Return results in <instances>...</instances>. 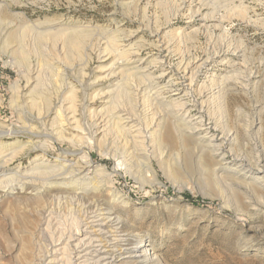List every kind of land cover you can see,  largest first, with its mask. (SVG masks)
I'll list each match as a JSON object with an SVG mask.
<instances>
[{
  "label": "rangeland",
  "instance_id": "rangeland-1",
  "mask_svg": "<svg viewBox=\"0 0 264 264\" xmlns=\"http://www.w3.org/2000/svg\"><path fill=\"white\" fill-rule=\"evenodd\" d=\"M181 2L0 0V125L6 127L0 128L12 130V136L0 135V158H5L7 153L16 154L7 164L10 166L9 175L16 170L25 175L23 180L10 181L9 185L6 181L0 182V264H32L41 244H46L48 239V234L44 236L45 232H40V229L50 211L54 212L59 226L65 228L66 222H71L76 212L95 205L111 213L118 234L128 245L146 244L147 261L143 264H264L263 191L253 187L254 191L244 192L231 184L230 176H216L208 153L200 157L193 141L182 138L166 123L163 127V146H158L153 137L147 138L143 145H127L129 147L118 139L117 142L114 133L103 139L92 114L102 111L105 96L93 97L115 89L113 86L118 74L102 79L106 71L97 69L111 61L92 59L83 70L79 60L67 53L64 41L58 39L55 41L57 46L53 47L52 35L39 42L35 38L39 31L49 30L54 34L56 30L68 29L72 33L88 27L91 38L88 46H91L101 39H110V28L118 27L124 35L131 34L129 45L135 47L154 39V34L144 26L156 20L163 33L170 32L169 40H174L179 32H185V38L180 39L176 49L181 53L186 51L196 55L222 40L240 46L241 52L233 57L240 66L233 74L225 65L209 72V77L214 75L215 79L228 78L216 82L214 87L223 89L226 110H222L218 100H214L208 102L207 108L203 107L202 111L195 105L191 113L202 112L204 124H209L210 131L214 132L213 125H217L218 134L221 130L230 133L234 138L231 149L239 159L264 161V28L251 23L247 25L239 14L242 9L227 4L203 9L202 14L209 17L204 28L201 17L190 23L183 17L175 16L176 6ZM243 2L246 3L243 5L246 18L255 20L259 15L264 16L259 0ZM233 6L238 7V4ZM52 24L58 25L49 26ZM24 26H28L29 36L22 46L26 50L34 47L38 52L34 50L36 53H30L26 60L34 65L36 61L38 64L42 62L38 66L44 68L52 63L48 61V56L54 50L61 61H58L59 79L46 71L47 67L43 69L47 73H43L42 82L51 88L46 92L53 107L49 111L39 95H35L39 99L32 98L35 104L31 102L30 88L27 91L24 89L25 68L17 69L19 54L12 53L17 49L15 37ZM4 40H8L7 46ZM146 53L147 50H143L138 59ZM176 54L170 55V68ZM65 55L67 60L70 55L68 61L66 57L64 59ZM45 59L47 64L42 61ZM134 61L132 66L139 63ZM157 68L164 70L166 65L159 64ZM173 72L176 76L181 75L175 70ZM62 78H65V84L74 87L76 125L68 121V114L64 111L63 102L66 104L64 99L68 89L60 91L64 84ZM137 83V80H124L119 103L126 102L125 92L133 95L131 90ZM208 88L212 85L208 84ZM32 130L38 136H31L29 131ZM193 136L197 138L195 133ZM77 137H82V141ZM207 139L203 142L206 143ZM102 140L107 143L104 145ZM97 143H100V150L96 149ZM80 147L83 153L74 155ZM121 159L127 162L122 163ZM225 159L224 162L230 161V155H226ZM65 162L76 163L78 168L95 166V178L100 181L101 191L78 198L75 195L79 194L72 191L67 179L58 177L54 180L47 176L58 172ZM87 183L84 186L90 185Z\"/></svg>",
  "mask_w": 264,
  "mask_h": 264
},
{
  "label": "bare ground",
  "instance_id": "bare-ground-1",
  "mask_svg": "<svg viewBox=\"0 0 264 264\" xmlns=\"http://www.w3.org/2000/svg\"><path fill=\"white\" fill-rule=\"evenodd\" d=\"M259 2L262 3L261 6L264 9V0H259ZM220 4H227V6L232 5L233 8L235 7L237 9H242L239 10L242 21H245L247 25L251 23L253 25L264 28L263 15H259L255 20L246 18V9L243 7V5L246 3H244L243 0H182V2L178 6H176L175 16L183 17L190 23L194 22L196 17H201V19L203 20L202 25L204 28H206L208 25L207 21L209 20V17L207 16L208 14H202L203 9H209L213 6L216 7ZM235 4H238V7L233 6ZM58 24H52L49 26H56ZM157 25L158 23L156 22V20L148 25H145L144 27L154 34H152L154 39L150 41L146 40L145 43L143 42L142 44H139L135 47L129 45V42L131 41V34L124 35L123 30L118 27L110 28L109 35H112L110 39H101L100 41H97L96 44H91V46H88L89 40L91 39L89 37L90 30L88 27H83L80 31L75 30L72 33H70L69 31L71 30L68 29H61L58 31L56 30L54 34H51L52 32H49V30L46 29V32H37L35 38H37L36 40L37 42H39L41 39H44L45 36L47 38V36L52 35V38L54 40V44L52 45L53 47H55L54 45H56V43L58 44V42L55 43V41H57L58 39L60 41H64L66 44L65 46L67 47H64V49H68L67 53L70 55H74V57L79 60L78 63H81L83 70L88 67L89 62L92 59L99 60V62L104 61L105 59H107V62L111 61V63L109 64L103 66L100 65L97 69L103 72L106 71V74L102 77V79H106L109 76L115 77V75L118 74L117 80L115 79L116 84L113 86V88L115 89L111 92L103 93L101 95L96 94L93 97V99H95L96 97H100L102 95L105 96V100L104 102H102V107H104L102 111H98V113L92 114L94 115V118L92 119H94L97 129L102 133L101 137L103 139L110 135V133H114V135L116 134V136H112L117 137V142L118 140L120 142H124L123 145H126L125 147H129L130 145H143L147 138L149 139L153 137L156 139L158 146H163L165 145L163 127L166 123L168 125H171V128H173V130H175V132H177L178 135L182 138L191 139L195 145V148L199 152L200 157L203 156L204 153L205 155L206 153H208V157L213 160V172L216 176H218L219 178H222V176L224 175L230 176L232 178L231 184L243 189L244 192H248L250 190L254 191L255 189L264 192V161L262 160L263 163L259 160H256L254 162H247L239 159L238 156L234 153L233 148L231 149L234 138H232L233 136H230V133L227 134V132L224 133V131L221 130V133L218 134L219 127H217V125H213V127L216 129L214 130V132L210 131L209 124H204V117L201 114L202 112L198 114H193L194 112L191 113L195 105H198L200 107V110L202 111L203 107L207 108L206 104L208 102H212L214 100H218L220 108L224 111L226 110L223 89L214 87L216 85V82H222L224 80H228V78H225V76L218 78L216 76L217 79H215L214 75L209 77V72L213 71L218 66L225 65L227 69H229V71H231L233 74L236 68L238 69V66H240L238 63H235V60L233 59L234 56H237L241 52L239 48L240 46L238 47L231 44L230 41L228 43L222 40V42H220L218 45L209 46L196 55H190L186 53V51V54L181 53V51L179 52L176 49L179 48L178 45L180 39L185 38V32L181 31L175 36V38L173 37L174 40H169L168 36L170 35V32L166 33L164 31L165 33H163L162 27L160 28ZM28 30V26H24L22 30H20V32L17 34V36L15 37L17 41V49L12 53L13 55L19 54V59L17 60V69L21 67L25 68V72L23 74L25 78L24 80L26 82L24 89L27 91L30 88L29 95L31 98V102L34 103L35 101H33L32 99L33 96L35 97V95H39L40 98L44 100L45 107L49 111L50 108L53 109V107H51L50 99L47 98L46 93L48 92L50 86L45 82H42L43 73L45 74V72L49 70L53 77H58V79L61 78L59 77L60 71L58 65L61 61H59L60 58L57 56L58 54L56 55V52L54 50L51 51L52 55L50 57L48 56V61H51L52 63H48L47 66H43L44 68L47 67V69L45 68L46 71L44 72V68H39L38 66L42 62L38 64L36 61L34 65L29 60H26L27 56L30 53L32 54V52L36 51L34 47L32 48L33 50H26L22 46V42L25 41L26 37L28 38L29 36ZM162 33L163 35H161ZM4 42L5 46H7L8 40H4ZM64 42L62 44H64ZM4 48L3 50L5 51ZM88 49L90 50L89 52ZM143 50H147L146 55L138 59ZM172 53L177 54L176 58L174 59L173 65L170 68V55ZM65 57L66 61H68L69 59L67 60L66 55L64 56V59ZM108 58L110 60H108ZM134 60H137L139 62L136 66H132L135 64ZM42 61H44L45 64H47L48 62L46 59ZM159 64L166 65V68L164 70H159L157 68ZM174 70L181 73V75L176 76V74H174L173 72ZM128 79L134 81L137 80L138 83L137 85L132 87L131 94L133 95L125 92L124 95L126 96L127 100L125 99L126 102L124 103L123 101L124 104H121L118 102V98L120 94H122L124 80ZM63 82L64 84L61 85L60 91L68 89V95H66L64 99L66 100V104H64L63 101L61 102H63V107L65 106L64 111L68 114V121L75 124L78 121L75 118L76 101L74 95V87L69 83L65 84V78H62V83ZM208 84H211L212 88L206 89V86ZM196 91L198 92L195 94ZM18 93L19 95L21 94L20 91ZM35 98L38 97L36 96ZM31 102L29 103L32 106ZM208 105H210V103ZM14 108H16V106ZM44 112H46V110H44ZM62 115L64 114L62 113ZM55 122L57 123V121ZM5 128H0V135L12 136V130L9 131L11 128L9 130H6ZM28 130H30V128ZM29 133L34 137L38 136L37 133L33 132V130L29 131ZM194 133L197 138H194ZM206 137H208V139L205 143L203 141ZM77 139L79 141H82V137H77ZM113 140V142H115V139ZM103 142L104 141L102 140V143ZM99 144L100 143H97L96 145L97 150H100ZM8 145L10 146L11 144H7V146ZM3 147H6V145ZM76 147L78 148V145ZM223 149H225V151ZM81 153H83L82 147H80L74 153V155H78ZM5 155V158H0L1 184L4 181H6L9 185L8 182L10 181L19 182V180H23L25 175L22 176V174L18 170L9 175L10 166L8 167L7 164H9V162L13 160L14 155L16 156V154H13L12 156L11 153H7ZM226 155H230V161L224 162V160H226ZM123 162L126 163L127 161L125 162L122 160V163ZM76 166V163L65 162L60 167L58 172H54L55 174H53L52 176H49L47 174L46 175L50 178L53 177L54 180H58V177H61L60 179L64 180L67 179L70 182V186H72V191L79 194V196L77 194L75 195L78 198L89 193H96L101 191L99 183L100 181L95 178V174L97 172V170L95 169L96 167L88 165L87 168H78ZM90 174H92L93 176L90 177ZM85 182H88L87 184L90 185L84 186ZM106 211L101 208H96V205L95 207L87 210H80L78 212L75 211L77 214L75 215V217H73L72 221L71 219H69L71 222H66L67 226L65 228H61L59 226L58 221L54 217V212L50 211L47 217L45 216L46 222L42 224L40 229V232H45V234L43 233L44 236L46 235V233L48 234V239L46 241V244H41L38 250L39 253L37 252V254L35 252L36 259L33 257V259L35 260L33 261L34 263L32 262V264L145 263L147 261L146 256L148 253L146 244L141 242L139 244L136 243V245L134 244L135 246H132L133 244L128 245L125 240L118 234L117 227L116 224L113 223L111 213H109V211ZM67 256L73 257L68 258Z\"/></svg>",
  "mask_w": 264,
  "mask_h": 264
}]
</instances>
